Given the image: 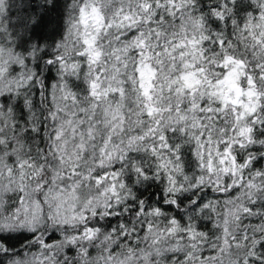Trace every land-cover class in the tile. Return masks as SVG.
Returning <instances> with one entry per match:
<instances>
[{
    "label": "snow or ice",
    "instance_id": "1",
    "mask_svg": "<svg viewBox=\"0 0 264 264\" xmlns=\"http://www.w3.org/2000/svg\"><path fill=\"white\" fill-rule=\"evenodd\" d=\"M12 7L0 264H264V0Z\"/></svg>",
    "mask_w": 264,
    "mask_h": 264
},
{
    "label": "trees",
    "instance_id": "2",
    "mask_svg": "<svg viewBox=\"0 0 264 264\" xmlns=\"http://www.w3.org/2000/svg\"><path fill=\"white\" fill-rule=\"evenodd\" d=\"M68 2V0H57V7L55 10H52L51 8V0H48V3L46 5L45 0H12V11L14 14L19 13L23 15L32 14L34 16H41L45 14V7L49 9L47 20L50 21L48 24V27L45 29V31L51 32L53 28H58L62 31L64 27V18L66 14L65 10V4ZM33 9L35 11L33 12ZM55 39H58L59 36H55ZM55 74L50 73L48 75V80L50 82H54ZM150 191H155V188L151 189ZM209 196L214 195L213 193L209 192ZM27 235V234H25Z\"/></svg>",
    "mask_w": 264,
    "mask_h": 264
}]
</instances>
